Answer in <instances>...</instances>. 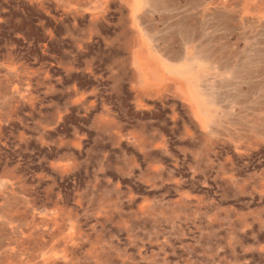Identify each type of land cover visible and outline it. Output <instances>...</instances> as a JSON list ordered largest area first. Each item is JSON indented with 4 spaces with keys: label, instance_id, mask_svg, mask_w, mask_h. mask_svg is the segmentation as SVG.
<instances>
[{
    "label": "rangeland",
    "instance_id": "rangeland-1",
    "mask_svg": "<svg viewBox=\"0 0 264 264\" xmlns=\"http://www.w3.org/2000/svg\"><path fill=\"white\" fill-rule=\"evenodd\" d=\"M94 1L0 0V264H264V0H213L191 43L195 0L145 13L182 62L219 46L206 129L184 77L140 90L128 0Z\"/></svg>",
    "mask_w": 264,
    "mask_h": 264
},
{
    "label": "bare ground",
    "instance_id": "bare-ground-1",
    "mask_svg": "<svg viewBox=\"0 0 264 264\" xmlns=\"http://www.w3.org/2000/svg\"><path fill=\"white\" fill-rule=\"evenodd\" d=\"M63 1L66 2L72 8H76L77 4L80 6L81 4L85 3L87 0H63ZM88 1L89 3L93 2V0H88ZM104 1L107 2L108 0H104ZM127 3L129 5V9H131L132 12L136 13L135 16L138 18L140 23L143 24L142 25L143 30L145 29L144 30L145 35L148 37V40L151 42V48L153 51V53H150V52H147L144 47L142 49L141 43H140L141 40H138V44L140 45L141 50H138L139 53L136 57H138L137 65H138L139 74L141 76L142 83L144 85L152 84V86H156L158 89L162 87L166 89L165 86H171V82H169L171 79L165 76L166 70H168L169 72L173 71L175 74L178 75L179 78L184 77L186 81L182 79H178V78L176 80L174 79L172 80L173 85H174L173 87H175V93L179 95L183 100L188 102L189 107H190L189 109H191L194 116L198 119V122L200 123L202 128L203 129L208 128L209 123L211 124L215 123L214 121L215 116L212 115L211 112H209L210 110L205 111L203 109H200L199 105L201 104L199 103L200 101H203L205 104L209 106L216 104L218 100V96L216 95V85L211 84L209 90L205 89L203 88L204 86L200 83V79L198 78V76H196L197 74L195 75L194 73H190V72H191V66L193 63H197L198 68L203 67L205 65L207 58H212L219 52V46L217 45L215 48H212L209 52H207L205 45L202 43L201 45H198L199 46L198 52L189 49V51L191 52L192 63L182 62L183 58L180 56V53L182 51L180 49L177 50L176 48L173 49L174 47L168 42L170 40L162 37L163 40L161 39V43L159 45L158 44L156 45L152 42L153 34L156 33L154 32V30H156V26L148 25L146 24L148 21L147 20L144 21L146 18L145 13L147 12V10L151 8H155V7L174 9L177 7L176 0H134L133 5L130 4V0H128ZM192 3L199 4V7H196V8H200V11L197 12L196 14L194 13L195 16L192 15V18L196 19L197 21L194 20L193 26L190 23L188 25H185L184 30L180 29L182 27H178L177 29L178 31L176 32L175 31L173 32L172 30V35H176V33H179V34L184 33L182 37L186 43H191L195 39L194 35H186V34L187 33L194 34L196 32V28L199 23V20H201L205 16V12H207L208 10L207 9L208 4H215L216 1L195 0ZM91 7H92L91 12L95 16L98 10V6L94 4ZM217 11L218 9L216 7L212 11L213 13H211L210 15L213 14L212 17L215 18L214 14H217L216 13ZM132 18H135L134 14H132ZM179 24H182V23H179ZM134 30H135V34L140 33V29L137 26H134ZM139 57H141V60ZM150 80H152V82H149Z\"/></svg>",
    "mask_w": 264,
    "mask_h": 264
},
{
    "label": "crops",
    "instance_id": "crops-1",
    "mask_svg": "<svg viewBox=\"0 0 264 264\" xmlns=\"http://www.w3.org/2000/svg\"><path fill=\"white\" fill-rule=\"evenodd\" d=\"M134 32V31H133ZM135 33V32H134ZM140 43H142V41H140ZM138 50H140V48H138ZM138 50H135V53H134V59H135V66H136V72H137V77H138V82H139V88L142 92L144 93H148V92H152V91H158V88L155 86H152L151 85H144L142 83V80H141V76L139 74V69H138V65H137V61H138V57H136L139 53ZM141 52V51H140ZM140 60H141V57H139ZM165 72H169L168 70H166ZM175 78V77H174ZM177 79V78H176ZM149 82H152V80H150ZM154 89V90H153Z\"/></svg>",
    "mask_w": 264,
    "mask_h": 264
}]
</instances>
